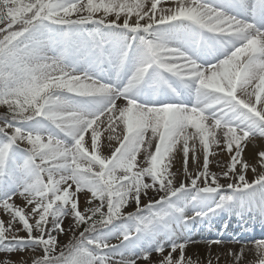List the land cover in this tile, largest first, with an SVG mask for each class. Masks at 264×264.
<instances>
[{
    "label": "snow or ice",
    "instance_id": "1",
    "mask_svg": "<svg viewBox=\"0 0 264 264\" xmlns=\"http://www.w3.org/2000/svg\"><path fill=\"white\" fill-rule=\"evenodd\" d=\"M0 108V264H195L173 225L264 220V0H0Z\"/></svg>",
    "mask_w": 264,
    "mask_h": 264
},
{
    "label": "bare ground",
    "instance_id": "2",
    "mask_svg": "<svg viewBox=\"0 0 264 264\" xmlns=\"http://www.w3.org/2000/svg\"><path fill=\"white\" fill-rule=\"evenodd\" d=\"M89 28H92L93 26L89 25ZM118 103H123V101H119ZM107 141H105V147L103 148V152L105 155L110 154V149L106 146ZM116 146V142H112V147L114 148ZM264 150V138L256 137L252 144H249L247 148H245V151L243 153V158L245 161H247L249 164L257 165L258 156L257 153L259 151ZM229 157L226 154H221L216 157H210V160L212 161L210 165V170L213 173H220L221 169L216 166L217 160H223L228 161ZM202 162V157H201ZM181 169V159L179 156L176 158V164L175 167L172 169L174 172H177V179L175 180V185L179 186L180 182L184 180V176L182 172L179 170ZM259 170V169H258ZM189 171H192V163L191 160L189 161ZM253 174L249 172L247 174V179L251 181L253 179ZM230 181L226 179H221L220 183L227 184ZM162 195V193H161ZM90 197V193H84L80 196V209L81 211L84 210L86 207L85 200ZM158 198L155 193L150 192L149 197L146 199L142 197V200H145L149 202V199ZM15 202L18 205H23L24 201L22 198L17 196L15 198ZM146 203V202H145ZM237 210H234L232 212H235ZM239 211V210H238ZM218 213V212H217ZM186 215L191 216L193 215L192 210L189 208L186 210ZM208 217H213V215H209ZM5 220H7V217H3ZM73 223V220L69 217L64 220L63 226L65 229H67L71 224ZM243 223L245 224V229L240 230L238 225H231V226H223L222 230H217L216 222L213 223V227L215 229H207L203 228V230H195L194 232H188L189 228H193L191 223H189L187 226L184 225H173V229L176 233V240L177 242H188V247L186 249V255L191 257L195 264H208L209 261H211V264H236V260L233 256H229L228 252H238L240 249H244V256L243 259L239 261V264H256L257 257L254 254L253 250V241H259L264 240V228L262 230L259 229H253L251 223V220L247 222L246 220H243ZM17 228L20 227L19 224L16 225ZM51 225H49V228ZM195 229V228H194ZM22 232V231H21ZM20 232V233H21ZM69 232H66L63 234L64 236L68 234ZM53 235H56V233H53ZM21 237L26 236V233L22 232L20 234ZM70 239V236H69ZM69 239L67 238L66 241L64 239L59 238V243L61 245L66 244ZM162 242L165 243V246L167 247V241H165L163 238H161ZM222 241L219 244L212 243L213 241ZM113 244H118V241H115L113 239ZM167 254V253H165ZM13 260H17L20 258H23L27 260V264H31V259L34 257H39L41 255V251L37 249L35 253H32L31 251H25V252H17L14 254H11ZM152 259L157 260L158 256L155 252L152 253ZM139 264H145L144 261H139Z\"/></svg>",
    "mask_w": 264,
    "mask_h": 264
},
{
    "label": "rangeland",
    "instance_id": "3",
    "mask_svg": "<svg viewBox=\"0 0 264 264\" xmlns=\"http://www.w3.org/2000/svg\"><path fill=\"white\" fill-rule=\"evenodd\" d=\"M6 112V109H3V108H0V115H2V114H4ZM146 202V203H145ZM95 203H98V202H95ZM148 202L147 201H145V200H142V198H141V205L143 206L144 204H147ZM135 211V206L134 205H130L128 208H126L125 209V212H134ZM83 230V228H80V231H82ZM23 232V231H22ZM21 232V233H22ZM21 233H19V235L21 234ZM66 233V232H65ZM71 233H68V234H66L65 236L64 235H60L59 236V238H60V240L61 239H64V241H66V239L68 238L69 239V236H70V238H71ZM76 235H78V232L76 233ZM115 241H118L119 242V240H117V239H115ZM113 242V240H111V243ZM41 255H43V253H42V251H41ZM114 259H119V257H116V258H114Z\"/></svg>",
    "mask_w": 264,
    "mask_h": 264
}]
</instances>
